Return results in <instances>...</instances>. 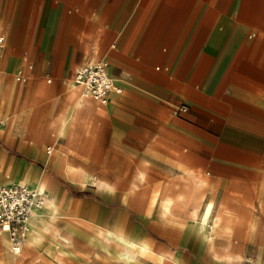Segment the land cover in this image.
Listing matches in <instances>:
<instances>
[{
  "label": "crops",
  "instance_id": "crops-1",
  "mask_svg": "<svg viewBox=\"0 0 264 264\" xmlns=\"http://www.w3.org/2000/svg\"><path fill=\"white\" fill-rule=\"evenodd\" d=\"M0 35V186L41 188L60 217L115 229L141 249L124 261L111 253L121 249L116 238L88 230L94 243L74 237L70 250L78 253L81 240L128 264H264V253L232 259L229 243L214 248L206 226L217 216L218 226L231 223L220 208L213 213L217 203L210 201L205 223L178 209L196 172L209 177V195L258 192L253 202L264 207V0H0ZM100 59L122 89L97 102L110 118V143L139 156L146 145L170 175L181 174L180 191L162 200L164 215L145 216L96 183L72 178L63 153L16 119L28 92L15 79L19 70L34 77L32 85L55 91L67 89L64 79L72 76L75 94V70ZM80 106L75 101L58 115L60 133ZM101 179L107 185L98 188H114ZM168 196L178 201L165 210ZM78 223L69 221L61 235Z\"/></svg>",
  "mask_w": 264,
  "mask_h": 264
},
{
  "label": "rangeland",
  "instance_id": "rangeland-1",
  "mask_svg": "<svg viewBox=\"0 0 264 264\" xmlns=\"http://www.w3.org/2000/svg\"><path fill=\"white\" fill-rule=\"evenodd\" d=\"M33 78L25 76L24 81H18L19 85L28 88V92L19 97L16 112L17 120L26 121L30 136L62 152L67 162L73 164V171L69 173L72 178L105 187L107 183L101 179L103 178L114 188L95 186L98 191L112 194L114 198L120 199L122 203L130 205L133 210L145 216L164 215L165 211L161 207L162 200L167 194L177 193L181 189L183 183L181 174L170 175L164 159L154 158L146 151V145H141L142 154L139 156L137 150L130 148L122 150L121 145L110 143L107 135L110 131V118L102 105L83 99L78 88L75 90L77 92L72 94L69 88L72 76L64 79L67 84V89L64 91L36 87L32 85ZM47 78L45 77V83ZM75 101L81 104L80 112L69 120L66 129L60 133L58 115L66 107L72 106ZM82 168L85 169L83 175L79 173L83 170ZM138 170L144 171V178L141 180L135 177ZM134 181L136 184L134 190H131V184ZM190 184L193 190L186 194L184 203L180 204L184 207L178 208L180 211L190 214L195 195L204 194V203L207 201L217 203L213 213L220 208L224 216L231 220L228 227L206 226L214 237V248L220 249L221 246L229 243V255L232 259L260 258L264 253V207H259V203L256 205L253 202V196L260 200L261 193L238 195L239 193L219 192L215 193L217 198L213 197L207 192L210 184L209 177L199 172L194 174V180L190 181ZM61 215L63 213L56 203L45 196L41 207L29 220L20 253L13 254L12 251L10 253L8 238L0 234V264H58L53 257L59 250L63 251L65 262L62 264H128L106 256L94 245L84 244L81 240L78 253L73 249L70 250L57 235H61L62 228L69 221L80 223L68 224L65 233L72 231L74 237H83L91 243H94V240L88 237V230L97 236L105 235L107 231L119 233L115 229L96 228L78 218H65L60 217ZM57 217L60 218L53 223ZM100 239L105 241L104 237ZM111 253L123 259L119 251H111Z\"/></svg>",
  "mask_w": 264,
  "mask_h": 264
},
{
  "label": "built area",
  "instance_id": "built-area-1",
  "mask_svg": "<svg viewBox=\"0 0 264 264\" xmlns=\"http://www.w3.org/2000/svg\"><path fill=\"white\" fill-rule=\"evenodd\" d=\"M3 37L0 35V43ZM17 81H24L25 76L19 70ZM73 81L78 87L83 99H89L100 104L109 101L110 93H121V87L114 84L108 71L106 59H100L77 68ZM44 191L38 187H30L25 183H12L0 186V229L5 231L10 239L12 251L15 254L22 249V230L24 223L33 209L40 207Z\"/></svg>",
  "mask_w": 264,
  "mask_h": 264
},
{
  "label": "bare ground",
  "instance_id": "bare-ground-1",
  "mask_svg": "<svg viewBox=\"0 0 264 264\" xmlns=\"http://www.w3.org/2000/svg\"><path fill=\"white\" fill-rule=\"evenodd\" d=\"M75 84V83H74ZM79 104V103H78ZM71 164V163H70ZM70 172L71 171H73V168H69L68 169ZM80 170V169H79ZM77 171V170H76ZM81 171V170H80ZM79 173H81L82 175L84 174V170H82L81 172H79ZM81 176V175H80ZM138 180H141L142 178H144V171L143 170H138V172H137V174H136V176H135ZM133 187V186H132ZM180 191V190H179ZM178 191V192H179ZM180 195V194H179ZM178 196V195H177ZM181 196V195H180ZM175 197H176V195H175ZM183 197V196H182ZM202 197H203V195H197V196H195V205H194V207L192 208V211H191V214L193 215V217H199V219L203 222V223H205L206 222V219H207V216H208V214H209V212H210V209H211V202H207V203H204V205H202L201 204V202H200V200L202 199ZM179 198V197H178ZM44 199V198H43ZM167 199V201L166 202H164L163 203V206L165 207V210H169L170 208L168 207V205H170V200L172 199L173 200V197L171 198V197H167L166 198ZM177 201H178V199L177 198H175ZM180 199H181V197H180ZM175 200V201H176ZM182 200V199H181ZM174 200L172 201V202H175ZM43 202V201H42ZM179 204H180V202H178ZM184 203V202H183ZM41 205H42V203H41ZM41 205H40V207H41ZM172 206V205H171ZM221 206V205H220ZM40 207H38V208H35V209H33V211H32V213L28 216V218L26 219V221H25V223H24V227H23V230H22V241H23V238H24V236H25V234H26V232H27V230H28V225H29V220H30V218L38 211V209L40 208ZM174 208V207H173ZM219 210V209H218ZM231 212V211H230ZM220 214V213H219ZM217 216V215H216ZM221 216V215H220ZM223 216V215H222ZM220 219L221 218H219L218 216H217V218L215 219V222H214V224L212 225V227H216V226H218L219 225V222H221L220 221ZM226 219H227V217H226ZM225 219V220H226ZM39 220V219H38ZM228 220V219H227ZM230 220V219H229ZM42 221V220H41ZM40 221V222H41ZM44 222V221H43ZM42 222V223H43ZM227 221H225L224 223L227 225L228 223H229V225H230V222H227ZM45 224V223H44ZM221 224H222V222H221ZM206 225V224H205ZM228 225V226H229ZM227 226V227H228ZM49 228V227H48ZM71 229V228H70ZM0 231H2V232H4V233H6L5 231H3V230H1L0 229ZM38 231V230H37ZM39 232V231H38ZM41 233V232H40ZM1 235H2V233H0ZM7 234V233H6ZM74 233L72 232V231H67L66 233H64V235H60V234H57L58 235V237H62L63 238V241L62 240H60L62 243H64V245L66 246V247H68V248H70V246H71V244L73 243V239H74V236L75 235H73ZM105 235H109V236H113L114 238H116L117 239V242L120 244V246H121V249H120V251H119V255L123 258V259H125L126 261H131V260H133L134 261V258H135V256H136V254H138L140 251H141V249L136 245V243H135V241H133V240H130V239H128V238H126V237H122V236H120L119 234H116V233H114V232H111V231H107V234H105ZM3 236V235H2ZM31 236V235H30ZM7 237H8V235H7ZM27 237V236H26ZM8 239H9V237H8ZM4 240V239H3ZM26 241V240H25ZM27 241H29L28 239H27ZM60 241H58V242H60ZM60 242V243H61ZM76 242V241H75ZM9 243H10V239H9ZM61 243V244H62ZM80 243V242H79ZM74 244V243H73ZM10 247H11V243H10ZM60 249V248H59ZM11 251H12V248H11ZM65 251V250H64ZM12 253L13 254H15L13 251H12ZM62 253H63V251H61V250H59V252H58V254L56 255V256H54L53 257V259L56 261V263H58V264H62L63 262H65V261H63L64 260V258H63V255H62ZM224 253V252H223ZM227 253V252H226ZM52 257V256H51ZM136 259V258H135ZM161 262V261H160Z\"/></svg>",
  "mask_w": 264,
  "mask_h": 264
}]
</instances>
